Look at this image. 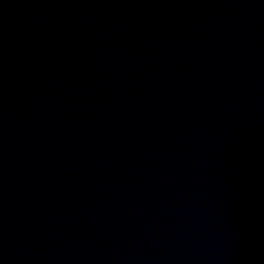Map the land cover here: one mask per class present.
I'll use <instances>...</instances> for the list:
<instances>
[{"label":"water","instance_id":"95a60500","mask_svg":"<svg viewBox=\"0 0 264 264\" xmlns=\"http://www.w3.org/2000/svg\"><path fill=\"white\" fill-rule=\"evenodd\" d=\"M0 264H264V0H0Z\"/></svg>","mask_w":264,"mask_h":264}]
</instances>
